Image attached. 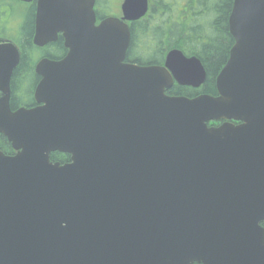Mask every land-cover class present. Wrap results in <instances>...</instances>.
<instances>
[{"label":"water","instance_id":"water-1","mask_svg":"<svg viewBox=\"0 0 264 264\" xmlns=\"http://www.w3.org/2000/svg\"><path fill=\"white\" fill-rule=\"evenodd\" d=\"M93 5L36 0L33 43L68 49L36 63L37 107L11 111L0 43V264H264V0L232 1L217 96L194 97L165 90L205 81L196 56L125 61L147 0L98 24Z\"/></svg>","mask_w":264,"mask_h":264},{"label":"trees","instance_id":"trees-1","mask_svg":"<svg viewBox=\"0 0 264 264\" xmlns=\"http://www.w3.org/2000/svg\"><path fill=\"white\" fill-rule=\"evenodd\" d=\"M7 1V2H6ZM111 0H95L96 16L103 17ZM8 4L11 10H17L12 0H0L1 7ZM151 10L144 18L130 25V44L126 60L139 64H160L164 53L170 48H179L186 54L198 56L206 68V79L200 89L173 84L166 92L170 95L192 97L198 93L216 94L214 79L225 63L228 50L233 42L227 29L232 0H151ZM16 33V42L22 56L19 65L14 69L13 86L17 84L15 75L28 66L27 56L33 49V6H28ZM0 35H4L0 29ZM59 37L52 46L50 56L57 58L62 53ZM30 88L24 91L26 102L29 101ZM18 98L13 96L16 105ZM14 108V107H12ZM0 150L12 154V148L6 138L0 134ZM52 161L67 162L69 156L63 153H52ZM264 226V222L262 223Z\"/></svg>","mask_w":264,"mask_h":264},{"label":"flooded vegetation","instance_id":"flooded-vegetation-1","mask_svg":"<svg viewBox=\"0 0 264 264\" xmlns=\"http://www.w3.org/2000/svg\"><path fill=\"white\" fill-rule=\"evenodd\" d=\"M35 5H36L35 0L27 4V7L33 6V30H34ZM1 11H2V15H0V29L3 30L4 32V31H8V29H11L9 26V19H8V16L11 13V7L8 4H4L1 7ZM0 38H6V36L0 35ZM54 42L47 43L40 47H35L34 51L32 50L30 52V54L27 56L28 66L25 67L23 71L15 75V77H17V84L15 86H13V80H14L13 73H14V69L19 64L13 69L11 78H10V88H11L10 105L11 107H14L13 109H16L20 106L33 107L37 105V102L33 98V91L41 77L35 72V64L41 58H44V57H48L51 59L53 58L50 56V53L54 49V47L52 46ZM61 43H62V52H61L62 54L60 55V57L66 53V49L63 46V41H61ZM21 56H22V53H21ZM21 56H20V60H21ZM27 88H30V91L28 93L30 102H26L27 99L25 98V95H24L25 94L24 91ZM13 96L18 98V102L16 105H13L12 103Z\"/></svg>","mask_w":264,"mask_h":264},{"label":"rangeland","instance_id":"rangeland-1","mask_svg":"<svg viewBox=\"0 0 264 264\" xmlns=\"http://www.w3.org/2000/svg\"><path fill=\"white\" fill-rule=\"evenodd\" d=\"M120 0H112L111 1V3H110V11H114L115 10V12H113V13H116L117 12V10L116 9H118L117 8V6H118V2H119ZM121 2V1H120ZM26 8H23V7H21V6H19L18 8H17V11L20 13L19 14V19L18 20H22V18H23V13H25L26 12V10H25ZM10 25L12 26V27H14V20H12L11 22H10ZM18 25V24H17Z\"/></svg>","mask_w":264,"mask_h":264}]
</instances>
